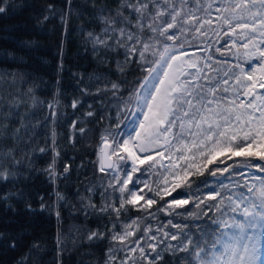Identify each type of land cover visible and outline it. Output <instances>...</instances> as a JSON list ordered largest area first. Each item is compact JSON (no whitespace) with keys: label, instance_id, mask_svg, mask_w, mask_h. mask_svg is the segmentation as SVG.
I'll use <instances>...</instances> for the list:
<instances>
[{"label":"snow or ice","instance_id":"1","mask_svg":"<svg viewBox=\"0 0 264 264\" xmlns=\"http://www.w3.org/2000/svg\"><path fill=\"white\" fill-rule=\"evenodd\" d=\"M90 6L101 28L85 31L86 43L100 64L107 65L111 54L118 79L107 72L87 81L74 74L80 96L66 107L75 110L84 103L81 97L94 96L102 110L97 117L89 103L85 119L71 121L73 144L90 133L87 123L110 121L98 146L97 171L103 177L85 185L86 195L77 189L76 204L57 190L70 169L65 164L57 170L56 133L50 132V143L34 146L37 124L25 123L19 113L28 99L33 106L42 102L23 73L0 70V88L9 93L0 95V182L15 180L20 166L33 168V155L50 151V163L37 171L53 185L55 199L46 204L40 197V210L54 214L58 226L64 208L83 216L81 226L69 229L71 243L102 249L95 264H264V0H116L114 8L90 0ZM13 7L0 0V15ZM76 10L73 0L59 12L48 5L38 22L58 15L66 31ZM252 61L259 63L246 70ZM44 107L45 120L54 123L59 100ZM13 119L20 126L9 131ZM206 172L229 182L218 180L205 193L208 182L193 177ZM181 187L186 190L166 199ZM13 196L22 193L7 192L0 201L11 208ZM130 208L142 215L131 216ZM210 212L203 225L174 222L201 220ZM160 213L172 219L161 220ZM89 220L98 226L89 228ZM23 244L22 233L0 232V248L18 251ZM55 245V264H63L71 249L59 228ZM45 250L33 239L14 264H34Z\"/></svg>","mask_w":264,"mask_h":264},{"label":"trees","instance_id":"2","mask_svg":"<svg viewBox=\"0 0 264 264\" xmlns=\"http://www.w3.org/2000/svg\"><path fill=\"white\" fill-rule=\"evenodd\" d=\"M10 2L14 7L7 14L0 15V70L23 73L25 85L33 86L37 101L42 103L33 106L32 100L28 99L26 103L20 105L19 113L24 117L25 123H29L30 120L31 123L37 124L32 141L34 146H44L46 142L50 143L48 140L50 132L55 131L57 147L61 153L56 165L57 170H61L65 164L70 169L66 174V179L57 181V190L61 191L73 204H76L77 189L84 193L85 185L96 181L98 177H103V174L97 171L98 146L100 145V134L105 131V126L110 121L105 119L87 123V128L91 130L90 133H86L82 140L77 137L75 144L69 142L71 121L77 118L85 119L84 113L88 111L89 103L93 105L97 117L102 111L94 96L81 97L84 103L75 110L66 107L73 98L80 96L78 77L74 74H82L84 80L87 81L90 76L107 72L111 79L116 80L118 77L115 72V62L109 54L110 60L107 65L98 63L100 57L94 56L91 45L86 43L85 31L99 32L101 28L99 21L94 19L96 12L90 6V0H73L77 10L76 14L69 17L66 31L58 15L50 16L49 20L43 23L38 22L47 11L48 5H52L53 9L59 12L65 7L66 0H10ZM96 4L97 7L104 4L114 8L116 0H96ZM25 41L29 42L30 46H25ZM8 53L11 55L6 57ZM215 55L218 56V54ZM119 59H123V57L121 56ZM231 62L235 63V61ZM135 78V75L128 76L129 81H134ZM131 86V84L128 85V87ZM57 90L59 91L58 96ZM0 95L6 97L9 93L0 88ZM31 95L30 93L29 96ZM56 100H59L60 107L57 108L56 116L52 118L54 123H49L45 120V116L49 115V112L44 105L55 103ZM86 119L92 121L94 118ZM19 126V120L13 119L9 124V131ZM7 143L12 146L11 140ZM22 147L25 146L22 145ZM51 157L50 151L46 154L37 153L31 157L34 161L31 170L22 165L19 168V172L22 174L18 175L15 180L0 182V195L7 192L22 193L19 199L15 196L10 197L11 208H6L3 201H0V232L12 235L22 233L24 240V244L18 251L0 248V264H14L33 239L42 241V247L46 249L35 257L34 264H55V237L58 228L68 237V248L71 249L63 255V264H95L96 260L102 258L103 253L100 248L89 249L86 244L74 248L71 243L72 233L69 229L73 226H81L83 216L79 214L72 216L69 210L64 208L61 212L63 223L58 226L54 214L40 210V197H44L46 204H51L55 199L53 185L49 183L42 171H37L46 168ZM18 158L20 157L18 156ZM231 163L232 161H229V164ZM244 171L249 170L244 169ZM193 179L197 183L205 180L208 182L209 187L202 189L205 193L216 187L218 180L229 182L219 174L212 177L207 172L204 176L193 177ZM129 188H132L131 184ZM192 188L195 189L196 185L193 184ZM185 190L186 187L178 188L172 196L166 197V199L171 200ZM84 194L86 195V193ZM95 200L99 203L98 195ZM160 203H164V201H160ZM29 204L32 211L28 210ZM156 207L158 205L153 206V212ZM191 207L190 203L185 208H179L176 211L184 212ZM193 211L199 212L200 210L193 209ZM129 214L131 216L142 215L131 208ZM212 215L210 212L208 217L201 220L191 217H176L174 222L203 225ZM159 216L161 220L172 219V217L164 216L163 213H160ZM97 226L95 220L88 221L89 228ZM169 230L176 231L170 226ZM192 230L195 231V229ZM80 231L83 232L85 229L81 227ZM89 252L93 253L94 257L88 255Z\"/></svg>","mask_w":264,"mask_h":264},{"label":"rangeland","instance_id":"3","mask_svg":"<svg viewBox=\"0 0 264 264\" xmlns=\"http://www.w3.org/2000/svg\"><path fill=\"white\" fill-rule=\"evenodd\" d=\"M259 63V61H252V64H248L247 66H245V69L246 70H248L249 68H251V66L253 65V64H258ZM167 161H165V163H166Z\"/></svg>","mask_w":264,"mask_h":264},{"label":"bare ground","instance_id":"4","mask_svg":"<svg viewBox=\"0 0 264 264\" xmlns=\"http://www.w3.org/2000/svg\"><path fill=\"white\" fill-rule=\"evenodd\" d=\"M127 131V129L125 130V132Z\"/></svg>","mask_w":264,"mask_h":264}]
</instances>
